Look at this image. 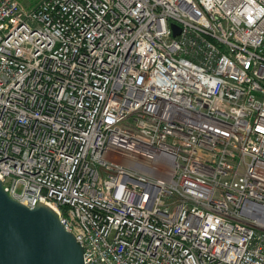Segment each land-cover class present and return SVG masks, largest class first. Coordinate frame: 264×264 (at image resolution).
I'll return each mask as SVG.
<instances>
[{"label":"built area","instance_id":"obj_1","mask_svg":"<svg viewBox=\"0 0 264 264\" xmlns=\"http://www.w3.org/2000/svg\"><path fill=\"white\" fill-rule=\"evenodd\" d=\"M0 180L85 264H264V0H0Z\"/></svg>","mask_w":264,"mask_h":264},{"label":"water","instance_id":"obj_2","mask_svg":"<svg viewBox=\"0 0 264 264\" xmlns=\"http://www.w3.org/2000/svg\"><path fill=\"white\" fill-rule=\"evenodd\" d=\"M172 30L179 36L177 24ZM84 252L55 209L45 203L29 209L0 180V264H85Z\"/></svg>","mask_w":264,"mask_h":264},{"label":"rangeland","instance_id":"obj_3","mask_svg":"<svg viewBox=\"0 0 264 264\" xmlns=\"http://www.w3.org/2000/svg\"><path fill=\"white\" fill-rule=\"evenodd\" d=\"M40 1L41 0H20V2L27 7H32L37 3H39Z\"/></svg>","mask_w":264,"mask_h":264}]
</instances>
